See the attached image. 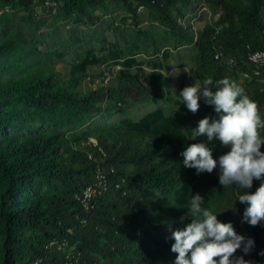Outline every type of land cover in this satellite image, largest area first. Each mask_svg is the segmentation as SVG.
Here are the masks:
<instances>
[{"label": "trees", "instance_id": "obj_1", "mask_svg": "<svg viewBox=\"0 0 264 264\" xmlns=\"http://www.w3.org/2000/svg\"><path fill=\"white\" fill-rule=\"evenodd\" d=\"M28 7L35 0H19ZM70 12H81L85 5L102 4L104 0H63ZM129 8L134 0H119ZM140 5H150L159 14L160 22L174 31H183L184 26L173 15L172 7L179 2L188 5L191 0H135ZM222 10V19L239 17V27L230 28L228 34H215L213 28L201 34L197 40V75L202 84L205 78L213 81L229 78V64L216 60L215 53L225 50V55L236 56L235 68L252 72L247 62L248 46L264 50V0H208ZM189 42H193L190 37ZM10 45L4 42L0 49ZM227 53V54H226ZM107 57L120 60L122 68L112 72L115 76L110 84L87 92L77 90L89 67L105 58L88 49L69 81L59 80L51 70L30 69L13 84H2L0 91L24 94L28 107L39 115L60 111L63 115L82 119L92 112L126 113L135 101L152 99L158 102L161 91L171 92L172 78L155 64L150 75L135 56H127L120 49L110 50ZM133 68H136L133 70ZM264 77V71L261 76ZM257 77V76H256ZM230 79V78H229ZM187 82H181L172 98L176 109L167 113L164 107L147 112L139 119L125 117L122 126L108 130H94L83 136V142L59 141L56 134H37L23 137L0 136V195L20 198L23 191L39 189L46 185L55 189L49 197H39L30 204L7 208L0 205V264H68V259L45 245L53 234L63 237L72 229L68 243L77 245L83 252L79 264H100L89 252L99 254L102 264H174L177 253L171 251L174 243L172 231L184 228L191 217L181 220L191 196H204V205L218 214V219L231 222L240 228L238 234L254 240L252 251L245 254L237 250L235 256H243L252 264H264V220L257 226L244 221L247 207L237 201L238 190L233 186L223 189L219 184V169L212 173L197 174L196 169L183 166L181 153L191 143L205 138L189 140L192 128L198 126L205 116L216 117L214 106L203 99L196 114L188 111L179 92ZM257 104L264 118V82L253 83L246 92ZM5 103L0 94V131L7 119L22 113V110ZM27 107V108H28ZM26 108V109H27ZM29 109V108H28ZM179 109V110H178ZM20 111V112H19ZM264 135V130H260ZM97 144L93 145L90 138ZM216 159L230 149L218 140L209 142ZM100 148L105 154L101 153ZM264 150V148H262ZM93 153L94 159L88 152ZM103 164L110 181L115 184L124 178L121 187L110 188L95 204L93 211L82 209L75 194L89 185ZM132 169L127 170L126 166ZM112 168L114 169L112 171ZM264 183V176L254 180L249 191L254 192ZM232 207V208H230ZM227 208V211H225ZM224 211V212H223ZM222 212V213H221ZM47 222L49 229L41 241L27 236L30 228ZM70 261H74L71 259ZM75 263V264H78Z\"/></svg>", "mask_w": 264, "mask_h": 264}, {"label": "rangeland", "instance_id": "obj_2", "mask_svg": "<svg viewBox=\"0 0 264 264\" xmlns=\"http://www.w3.org/2000/svg\"><path fill=\"white\" fill-rule=\"evenodd\" d=\"M262 9L264 10V4ZM171 10L184 26L183 31H174L163 25L154 7L141 6L135 0L132 8L119 0H104L102 4L85 5L81 12L68 11L63 0H35L28 7L23 6L19 0H0V47H4V42H10V45L0 49V86L13 84L33 68L47 72L51 70L59 80L69 81L82 56L91 48L105 59L89 67L77 88L80 92L111 83L115 77L112 72H118L122 68L120 60L107 57L108 52L114 48L122 50L127 56H135L148 76L155 64L161 63L164 67L161 71L172 78V91L163 89L158 102L152 99L135 101L128 106L126 113L92 112L82 119L72 121L57 110L39 115L33 111V107H28L24 94L2 90L0 94L9 108L15 106L22 110V113L19 111V115L7 119L0 136L19 138L56 134L59 141L68 140L74 144L81 141L83 146H87V143L83 142L84 135L94 130L119 128L122 126L121 120L125 117L137 120L158 107H164L167 113H174L176 106L172 98L175 97L179 84L184 81L189 85L195 82L202 85L197 75L195 59L199 51L197 38L208 28H213L215 34L227 35L230 28L240 25L237 15L223 20L222 10L211 5L208 0H191L188 5L179 2ZM190 37H193V42L188 41ZM225 50L219 49L224 55ZM229 68L228 77L235 80L246 92L253 83L264 82L263 75L256 77L251 71L242 72V67ZM90 141L93 145L97 144L94 137H91ZM100 168L105 170L103 164ZM126 169L131 170L132 166H126ZM120 184L121 187L123 183L120 181ZM21 191L23 195L20 198L7 196L3 200L0 195V205L16 208L55 193V189L48 185ZM49 228L48 223L42 221L37 227L30 228L27 236L35 237L40 242V237L44 236ZM234 228L237 232L240 229ZM70 234L68 231L64 236L67 242ZM52 236L53 239L45 245L47 251L57 252L69 261L76 257L80 260L83 258L84 254L77 245H67L66 242L65 249L64 245L59 243L62 237L54 234ZM89 254L102 264L103 258L99 254L92 251Z\"/></svg>", "mask_w": 264, "mask_h": 264}, {"label": "clouds", "instance_id": "obj_3", "mask_svg": "<svg viewBox=\"0 0 264 264\" xmlns=\"http://www.w3.org/2000/svg\"><path fill=\"white\" fill-rule=\"evenodd\" d=\"M179 94L182 104L191 113L199 111L201 99L214 106L216 113L215 118L205 116L197 127L192 128L189 140L205 139L185 148L181 153L183 166L196 169L197 174L212 173L218 168L219 184L223 189L235 186L244 190L237 194V201L247 205L243 219L251 226H257L264 220V183L254 192L249 189L254 180L264 176V135L260 131L264 130V118L258 104L241 85L229 78L215 82L205 78L202 85L195 82ZM213 140L230 150L216 159L209 146ZM204 200L203 195L196 193L187 206L182 207L187 212L181 220L191 217V221L171 233L170 239L174 240L171 251L177 253L174 264H252L235 253L239 249L245 254L250 253L254 240L238 234L231 222L219 220L220 213L206 207Z\"/></svg>", "mask_w": 264, "mask_h": 264}, {"label": "built area", "instance_id": "obj_4", "mask_svg": "<svg viewBox=\"0 0 264 264\" xmlns=\"http://www.w3.org/2000/svg\"><path fill=\"white\" fill-rule=\"evenodd\" d=\"M142 6V5H141ZM249 50L247 52V62L249 65L252 66L253 68V75L260 77L263 70H264V50L261 49H252L250 48V46H248ZM215 59L216 60H224L228 62L229 66H234L237 63V58L236 56H225L221 51H217L215 53ZM101 153L105 154L103 149L100 148ZM89 157L91 159H94L93 153H89L88 154ZM101 163L97 164V170L95 173V177L93 179V181L87 185L86 187H84L82 190H80L79 192H77L75 194V199L76 201L79 203V205L82 207L83 210L90 212L93 211V209L95 208V204L96 201L104 194H106V192L108 191V189L110 187H112L113 185L115 187H120V181L122 183L125 182L124 178L119 179L115 184H113L110 181L109 176L107 175V173L105 172V170H102L100 168ZM114 169L112 168V171ZM70 233H72V230H68ZM66 237H62L59 240L60 244H63L65 249H66ZM67 245H69V243L67 242ZM62 247V245L60 246V248ZM79 262V257H76V259H74V261H69L68 260V264H75Z\"/></svg>", "mask_w": 264, "mask_h": 264}]
</instances>
